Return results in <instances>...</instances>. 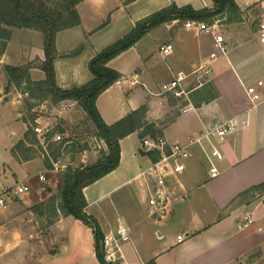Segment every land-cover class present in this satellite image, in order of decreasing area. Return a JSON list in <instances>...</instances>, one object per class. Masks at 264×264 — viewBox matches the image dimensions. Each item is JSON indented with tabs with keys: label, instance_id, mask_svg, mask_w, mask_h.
<instances>
[{
	"label": "crops",
	"instance_id": "crops-1",
	"mask_svg": "<svg viewBox=\"0 0 264 264\" xmlns=\"http://www.w3.org/2000/svg\"><path fill=\"white\" fill-rule=\"evenodd\" d=\"M235 1L242 12L241 20L227 23L223 30L219 28L225 38L224 56H217L220 51L215 47L213 35L197 36L195 33L201 32H194L195 42L189 36L192 32L185 27L186 32L170 34L171 26L164 24L150 30L108 63L121 78L96 100L106 124H113L145 105L146 120L162 129L161 138L168 143L188 144L199 139L191 147L192 156L185 161L186 169L166 180L164 190L170 204L163 214H154L149 203L156 185L145 171L154 160L142 150L143 138L137 132L120 140L118 167L84 188L88 203L85 212L97 219L104 237L118 238L121 225L129 231V240L119 242L116 264H146L152 260L155 264H264V109L249 110L250 102L244 91V86L264 77L257 23L252 29L250 26L252 9H261L262 13L264 6L263 0ZM171 4L190 5L199 10L213 7L214 2L80 1L77 5L80 24L56 35L57 86L71 89L89 82L92 79L89 62L96 54L128 34L137 21ZM159 28L163 29L160 34L155 33ZM10 30L6 47L0 50V195L5 196L7 206H0V264H101L96 256L92 227L48 204L51 197H58L54 191L61 190L62 178L54 182L52 174L56 172L36 155L38 146L23 156L13 152L16 144L25 139L29 123L23 118L15 88L7 89L4 65L31 63L30 78L42 80L45 74L40 63L45 52L41 32L26 28ZM177 40L183 43V56L164 58L168 55L160 47L171 44L173 55ZM3 41L0 38V47ZM81 46L79 53L72 54ZM212 53L216 58L211 61ZM208 67L211 72L205 73ZM177 75L186 76L183 84L186 94L178 97L162 91V85ZM192 75L199 82L194 87ZM171 95L183 105L171 100ZM68 103L70 100L59 104ZM175 109L178 112L173 115ZM166 117L170 119L165 122ZM228 122H237V128L226 141L205 137L208 130ZM101 142L106 145L103 139ZM213 148L224 156L222 160H213L219 171L215 178L209 175ZM43 149L41 154L56 162L47 146ZM106 149L107 145L103 150ZM97 160L95 151L86 150L75 164L92 165ZM44 169L52 177L40 180ZM47 180L49 184L45 186ZM16 185L27 186L29 190L16 196L13 193ZM136 192L142 194L143 207L139 204L138 210L120 212L116 201L130 200ZM253 197L258 198L257 203H251ZM38 204H45L39 209L41 213L32 209ZM248 212L253 214V223L241 227ZM179 235L185 237L181 242L177 239Z\"/></svg>",
	"mask_w": 264,
	"mask_h": 264
},
{
	"label": "trees",
	"instance_id": "trees-1",
	"mask_svg": "<svg viewBox=\"0 0 264 264\" xmlns=\"http://www.w3.org/2000/svg\"><path fill=\"white\" fill-rule=\"evenodd\" d=\"M52 0H0V50L6 47V41L11 34V28L34 29L42 33L45 59L40 63V68L45 74L42 80L30 78L31 63L24 66L4 65L8 76V86L16 88L25 85L24 92L29 93L30 98L51 99L57 104L65 100L75 101L84 110L93 122L97 135L107 145V151L96 163L77 168L68 166L62 172V187L58 197L48 200L50 207L55 211L59 209L63 215H72L92 227L95 234L96 256L101 264H113L107 262L102 246L104 234L100 224L93 216L87 215L85 208L87 201L83 190L90 184L106 176L120 163V140L137 132L140 138L150 136L158 139L163 136L162 129L155 122L146 120L147 106L132 111L113 124H106L96 106L97 98L116 83L121 74L108 66V63L122 52L134 46L150 30L174 20L185 22L198 20L213 24L217 19L225 17L227 23L238 22L242 18V12L235 0H213V7H205L199 10L192 6L178 7L176 4L161 9L136 22L135 27L124 37L109 45L96 54L89 62V70L92 79L86 84L71 89H61L56 84V71L54 61L57 56L56 35L59 31L78 26L80 16L77 5L82 0H60L54 6ZM79 47L74 53L81 51ZM32 107V105H31ZM50 138V137H49ZM27 141L30 145H27ZM39 144L36 134L30 127L25 134V139L20 140L13 149L16 156H23L25 152L34 149ZM62 143L56 144L48 140L47 149L53 161H58L62 153ZM28 146V147H27ZM25 148V150H24ZM148 155L154 161L159 158V152H149ZM45 164L52 167V161L45 156ZM264 187V185H263ZM45 204H38L32 209L39 212ZM41 213V212H39ZM41 216V214H39ZM146 264H155L149 261Z\"/></svg>",
	"mask_w": 264,
	"mask_h": 264
},
{
	"label": "built area",
	"instance_id": "built-area-1",
	"mask_svg": "<svg viewBox=\"0 0 264 264\" xmlns=\"http://www.w3.org/2000/svg\"><path fill=\"white\" fill-rule=\"evenodd\" d=\"M264 6V0H263ZM257 22V37L258 41L263 50V59H264V7L263 12L260 13ZM219 20H216L213 24L198 20H187L184 23V27L190 30H196L197 32H206L214 36L215 47L220 52H225V38L221 31H218L220 28ZM218 31V32H217ZM160 51L169 55L173 51V46L167 44L160 47ZM216 58V54L212 53L210 56L211 61ZM211 72V68L208 67L205 70V73ZM186 80V76L177 75L169 82L162 85L163 92H169L175 96H181L186 94L183 84ZM245 94L250 102V109L263 108L264 109V79H258L254 83L244 86ZM187 111L184 109V112ZM248 125V124H246ZM237 128L236 123H225L219 126H216L208 130L205 134V137L210 138L214 137L221 142L226 141L227 137L232 134ZM33 132L36 134L39 144L42 147H46L49 140V130L41 126L33 127ZM63 135L61 133H56L52 138L54 141H62ZM199 139L193 140L188 144L180 143H168L164 138L153 139L151 137H145L141 141V148L144 152H159V158L154 161L151 166L145 171V173L151 178V180L156 185V190L151 196L149 203L152 206V212L154 214L161 213L163 214L167 207L170 204V200L167 197L164 187L166 186V180L170 175H178L186 169L185 161L192 156L191 147L194 143L198 142ZM224 158L223 154L216 148H213L210 155V168L209 175L211 178H215L219 175L217 166L214 164L213 160H222ZM64 165H60L59 161L52 162L51 171L57 172L63 170ZM40 180H44L45 176L40 175ZM29 190L27 186L16 185L13 190V193L16 196L26 193ZM0 206L6 208V199L3 194L0 195ZM253 223V214L251 212L246 213L243 216L242 222L240 223L241 227H246ZM118 238L115 237H104L102 241V246L107 262L116 264L117 258L116 253L120 250L119 242L128 241L130 234L128 229L121 225L118 230ZM178 241H183L185 237L179 235L177 237Z\"/></svg>",
	"mask_w": 264,
	"mask_h": 264
},
{
	"label": "rangeland",
	"instance_id": "rangeland-1",
	"mask_svg": "<svg viewBox=\"0 0 264 264\" xmlns=\"http://www.w3.org/2000/svg\"><path fill=\"white\" fill-rule=\"evenodd\" d=\"M59 2H60V0H52L50 3H51V5L54 4V6H55ZM252 10H253L252 15L250 16L251 21H252V24L250 23L251 29L256 27L258 17L261 13V9H257V8L254 9L253 8ZM217 20L220 21L219 25H220L221 30L226 28L227 22H226L225 17L219 18ZM166 25L171 26V29L169 31L170 34H172L175 31L186 32V30L184 31V29H183V27H184L183 22H181V21H174V22L172 21L171 23H167ZM165 28L167 30L168 27L165 26ZM161 30H163V29L159 28L155 31V33L160 34ZM187 30L192 32L189 36H191L195 40L196 37L194 38L193 36H194V32H197V31L196 30H190V29H187ZM218 31H220V30H218ZM195 34H197V36H209L210 35L206 32L195 33ZM39 36L42 38L41 33H39ZM195 42H197V40H195ZM258 45H259V51H260L261 56H262V62L264 64L263 50H262L260 43ZM175 47L176 48H175L174 54L168 55L167 57H164V58H168V60H170V58H179L180 56H183L182 55L184 52L183 43L179 42L177 40L175 42ZM260 53H259V55H260ZM219 55H223V52L218 53L217 56H219ZM263 79H264V77H263ZM190 81H191L192 87H194L196 84L199 83L196 79H193V75H192V78L190 77ZM201 81H204V79H202ZM24 87H25V85H22L19 88H16L14 86H11L9 88V89L15 88L13 90L15 92H17L16 96L19 95L18 98L20 100V110L22 112L23 118L30 124V127L32 128V130H33V127H35L37 125L41 126L43 128H47L50 132L49 137L51 138V142H55L56 144H60V143L63 144L60 161L59 160L58 161H59L60 165H64V169L57 171L55 174H52L53 176L55 175L54 177H55L56 181H54V182L58 183V178L60 176H62V172L64 170H66V168L68 166H71L73 168L84 166L83 164L79 165V166H77L78 163L75 164V162L77 161V157L82 152H84L86 150L95 151V153L97 154L98 159H99L108 150V149H106V151L103 150V148H106V145L103 142H101V139L97 135V131H96V128H95L93 122L89 119L87 114L78 105L77 102H75V101L71 102L70 101V103H68L67 105L64 106V104L62 105L59 103H57V104L53 103L52 100L49 98L48 99L46 98L43 100L37 99V98H30L29 93L24 92ZM170 99L174 100L175 103H177V104L179 103L180 105H183V103H184V102H181L180 100L176 101L175 97H173L172 95H171ZM31 105H32V107H31ZM177 112H178V110L175 109L173 111V115H175ZM169 119H170V117H166L164 119V121L166 122ZM56 133H61L63 135L64 138L62 139V141L56 142L52 139ZM36 150H37L36 155L39 156L41 158V160L44 162L45 155L41 154L40 147H36ZM42 174L44 176H46V178L52 177L51 174H49L47 169H44L42 171ZM47 182H48V180L46 181V183H44L45 186H47L49 184V182L48 183ZM33 184L35 185V183H33ZM55 187H56V185H55ZM45 191L47 192L46 189H45ZM54 192L59 195L60 191H54ZM257 201H258V198L253 197L251 200V203H257ZM116 204L118 205V210L120 212H124V213L128 214L132 210L133 211L135 209L138 210L139 204H141V206H142V194H141V192H136V195L134 198L131 197L130 200H123L122 202H120L118 200V201H116ZM171 225H173V224H171ZM178 229H176V231Z\"/></svg>",
	"mask_w": 264,
	"mask_h": 264
},
{
	"label": "water",
	"instance_id": "water-1",
	"mask_svg": "<svg viewBox=\"0 0 264 264\" xmlns=\"http://www.w3.org/2000/svg\"><path fill=\"white\" fill-rule=\"evenodd\" d=\"M39 221H40V223H41V225H42V227H43V222H42V220H41V219H39Z\"/></svg>",
	"mask_w": 264,
	"mask_h": 264
}]
</instances>
